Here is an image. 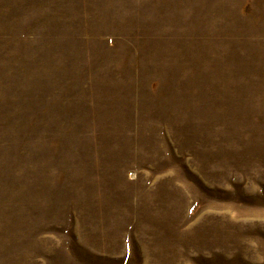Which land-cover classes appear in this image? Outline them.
I'll return each instance as SVG.
<instances>
[{
	"label": "rangeland",
	"instance_id": "374dc122",
	"mask_svg": "<svg viewBox=\"0 0 264 264\" xmlns=\"http://www.w3.org/2000/svg\"><path fill=\"white\" fill-rule=\"evenodd\" d=\"M0 264H264V0H0Z\"/></svg>",
	"mask_w": 264,
	"mask_h": 264
}]
</instances>
